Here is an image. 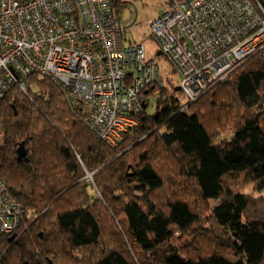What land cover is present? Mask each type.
<instances>
[{"label":"trees","instance_id":"1","mask_svg":"<svg viewBox=\"0 0 264 264\" xmlns=\"http://www.w3.org/2000/svg\"><path fill=\"white\" fill-rule=\"evenodd\" d=\"M234 70L194 101L161 77L154 111L116 147L48 79L11 89L0 181L22 218L0 235V264H264V197L239 187L264 193V48Z\"/></svg>","mask_w":264,"mask_h":264},{"label":"built area","instance_id":"2","mask_svg":"<svg viewBox=\"0 0 264 264\" xmlns=\"http://www.w3.org/2000/svg\"><path fill=\"white\" fill-rule=\"evenodd\" d=\"M168 1L147 21L153 42L194 101L210 82L258 52L264 44V0ZM109 0H0V104L30 77L55 84L82 124L108 147L136 127L135 116L162 87L145 46L126 42ZM212 68V69H211ZM152 84L151 92L146 86ZM160 90V89H159ZM22 210L0 181V235L19 225Z\"/></svg>","mask_w":264,"mask_h":264},{"label":"rangeland","instance_id":"3","mask_svg":"<svg viewBox=\"0 0 264 264\" xmlns=\"http://www.w3.org/2000/svg\"><path fill=\"white\" fill-rule=\"evenodd\" d=\"M123 1L126 3V7L122 9L121 12L119 13V19L121 20L122 23L130 22L129 26L131 28L130 32L124 34L126 42L140 43V45L143 44L145 46L147 58L152 59L148 62H150V64L156 62L161 77L164 80L169 78L171 79V81L176 82L177 76L172 73L173 69L169 67L168 62L165 60L166 58L162 56L163 54L158 52L159 50L157 49V46L153 42V38H154L153 33L150 34V31L147 27V21L149 19H153L160 16L164 10V4H166L169 0H123ZM263 48H264V44L258 47V50L260 51ZM234 68L235 67L233 66L232 68L227 70L224 74V76L226 77L218 83L210 82V78L212 79V77L217 74V72L214 70L210 78L207 76L205 77L204 82L206 84L205 85L206 87L201 92H203L206 89L213 88L216 87L217 85L225 84L226 82H228V76L231 75L236 70V69L234 70ZM152 84L153 83H150L146 86V88L151 91L147 95V99H149V97L152 96V93L155 90V89L154 90L151 89ZM155 93H160V90L157 88ZM227 93H229V91ZM148 103L150 104L148 107V113H152L154 111V99H149L147 104ZM226 120L228 125L227 129H229L232 124V114L230 112H228V114L226 115ZM137 125H138V121H137ZM219 131H223V130H219ZM87 178H88V182L91 183V176L89 175L87 176ZM243 186L244 188H242L241 193L250 195L256 200L261 199V197L262 198L264 197V193H259L258 191H256V188L253 186V184L249 182L239 184V187H243ZM212 205L213 202H210L206 205H201L200 207L204 208L205 210V209H209ZM15 229H13L11 233H13Z\"/></svg>","mask_w":264,"mask_h":264},{"label":"water","instance_id":"4","mask_svg":"<svg viewBox=\"0 0 264 264\" xmlns=\"http://www.w3.org/2000/svg\"><path fill=\"white\" fill-rule=\"evenodd\" d=\"M158 55V54H157ZM18 152H19V150H18Z\"/></svg>","mask_w":264,"mask_h":264},{"label":"bare ground","instance_id":"5","mask_svg":"<svg viewBox=\"0 0 264 264\" xmlns=\"http://www.w3.org/2000/svg\"><path fill=\"white\" fill-rule=\"evenodd\" d=\"M128 132V131H127Z\"/></svg>","mask_w":264,"mask_h":264}]
</instances>
